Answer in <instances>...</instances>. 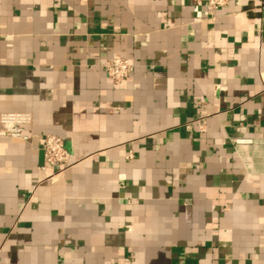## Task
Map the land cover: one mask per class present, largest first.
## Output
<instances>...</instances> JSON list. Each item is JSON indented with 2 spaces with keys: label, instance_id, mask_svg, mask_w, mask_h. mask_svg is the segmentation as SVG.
<instances>
[{
  "label": "crops",
  "instance_id": "crops-1",
  "mask_svg": "<svg viewBox=\"0 0 264 264\" xmlns=\"http://www.w3.org/2000/svg\"><path fill=\"white\" fill-rule=\"evenodd\" d=\"M1 112L0 264H264V0H0Z\"/></svg>",
  "mask_w": 264,
  "mask_h": 264
},
{
  "label": "built area",
  "instance_id": "built-area-1",
  "mask_svg": "<svg viewBox=\"0 0 264 264\" xmlns=\"http://www.w3.org/2000/svg\"><path fill=\"white\" fill-rule=\"evenodd\" d=\"M205 5L210 10L225 7L230 0H194ZM111 80L120 83L131 74L129 60L118 53H114L102 63ZM33 116L29 112H1L0 113V137H10L28 142L32 139ZM200 130H205L204 119L198 120ZM234 144H251L250 138L236 137L232 139ZM132 159L133 155L130 154ZM70 165V153L64 146V140L56 134H46L43 143V160L40 170L44 174V180L56 178L66 172Z\"/></svg>",
  "mask_w": 264,
  "mask_h": 264
}]
</instances>
